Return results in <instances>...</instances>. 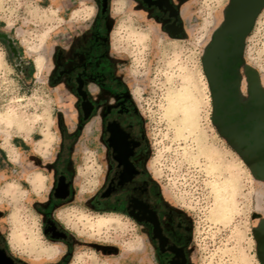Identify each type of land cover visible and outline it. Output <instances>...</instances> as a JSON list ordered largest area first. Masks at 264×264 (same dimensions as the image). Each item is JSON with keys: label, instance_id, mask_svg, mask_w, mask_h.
I'll list each match as a JSON object with an SVG mask.
<instances>
[{"label": "rangeland", "instance_id": "374dc122", "mask_svg": "<svg viewBox=\"0 0 264 264\" xmlns=\"http://www.w3.org/2000/svg\"><path fill=\"white\" fill-rule=\"evenodd\" d=\"M228 2L188 0L182 6L181 37L162 31L153 20L141 19L120 0L111 6L112 46L125 60L129 88L144 119L151 149L149 165L162 188L192 218L194 264H262L254 228L264 218V181L253 176L213 123L211 90L202 65ZM92 12L93 5L83 2L0 0V26L16 43L11 54L0 41V114L13 112L15 116L9 128L0 124L5 154L0 166V206L11 231L18 230L26 239L19 244L21 252L31 258L54 255L57 250L44 239L33 209L47 181L30 157L52 156L59 140V114L69 128L74 125L73 99L48 83L50 56L55 44L69 30L84 25ZM242 59L243 69L249 66L258 72L264 90V7L245 39ZM35 61H41L40 70ZM187 124L191 127L185 128ZM97 135L87 125L74 153L79 174L85 182L94 180L96 186L102 172ZM200 141L220 151L218 176L207 171V156L198 150ZM232 173L238 179L235 210L226 219L216 213L210 184ZM107 215L119 223L104 229L100 237L116 244L119 253L99 258L92 252L89 256L78 252L71 264H154L151 246L141 240L131 221L121 214ZM86 217L79 213L75 220L95 232L86 225ZM31 235L36 249L28 245Z\"/></svg>", "mask_w": 264, "mask_h": 264}, {"label": "flooded vegetation", "instance_id": "af4514ba", "mask_svg": "<svg viewBox=\"0 0 264 264\" xmlns=\"http://www.w3.org/2000/svg\"><path fill=\"white\" fill-rule=\"evenodd\" d=\"M59 1L89 3L93 12L84 25L69 30L55 44L50 56L48 83L73 99L74 125L69 128L59 114V140L52 156L30 157L47 181L33 209L40 218L44 239L57 253L31 258L21 252L20 245L12 240L14 230L5 221L0 206V264H71L78 252H92L99 258L117 255L118 246L100 237L104 231L90 232L75 220L79 213L89 217L111 213L125 216L141 240L151 246L154 264H194L192 218L162 188L150 168L151 149L144 119L129 88L125 60L112 46L111 6L117 0ZM120 1L139 13L141 19L155 21L162 31L183 33L177 28H183L182 6L188 0ZM0 41L14 54L16 43L1 26ZM237 72V97L243 109L251 100L249 76L242 62ZM87 125L98 132L96 141L102 147V172L97 186L94 180L85 182L79 174L74 155ZM4 155L0 144L1 168Z\"/></svg>", "mask_w": 264, "mask_h": 264}, {"label": "water", "instance_id": "95a60500", "mask_svg": "<svg viewBox=\"0 0 264 264\" xmlns=\"http://www.w3.org/2000/svg\"><path fill=\"white\" fill-rule=\"evenodd\" d=\"M264 7V0H229L223 21L205 49L202 65L212 96V121L235 148L253 176L264 181V92L258 72L245 67L251 100L243 109L237 97V67L243 61L245 39ZM177 28V32L182 31ZM170 34L172 37H181ZM232 99L229 103L228 100ZM258 257L264 264V218L254 228Z\"/></svg>", "mask_w": 264, "mask_h": 264}, {"label": "bare ground", "instance_id": "6f19581e", "mask_svg": "<svg viewBox=\"0 0 264 264\" xmlns=\"http://www.w3.org/2000/svg\"><path fill=\"white\" fill-rule=\"evenodd\" d=\"M35 66L37 70H40L42 68L41 61H35ZM14 121L15 116L13 112H6L4 114H0V124H2L5 128H9ZM190 127L191 125L188 124L185 126V128ZM45 137H47V135H45ZM212 148L213 147L207 146L206 143L202 141L199 142V153L207 156L208 159L207 171L211 174H215L216 176H218L219 174H221L222 155L217 148ZM237 184V175L233 173L224 178L213 179V181L211 182L210 185L217 201L216 213L219 217L227 219V217L234 212L235 190ZM85 223L92 231L98 233L103 231L104 229L111 227L113 223H119V219L113 216L100 214L96 217H86ZM12 240L20 244L21 241L26 239L24 238L22 233L18 232V230H14L12 232ZM28 245L31 248L36 249V241L33 235L29 236Z\"/></svg>", "mask_w": 264, "mask_h": 264}]
</instances>
